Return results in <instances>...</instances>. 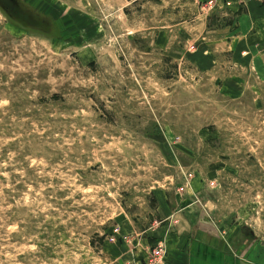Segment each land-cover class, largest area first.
I'll list each match as a JSON object with an SVG mask.
<instances>
[{"label": "rangeland", "instance_id": "1", "mask_svg": "<svg viewBox=\"0 0 264 264\" xmlns=\"http://www.w3.org/2000/svg\"><path fill=\"white\" fill-rule=\"evenodd\" d=\"M200 1L0 0V264H149L166 195L264 260V48Z\"/></svg>", "mask_w": 264, "mask_h": 264}, {"label": "crops", "instance_id": "2", "mask_svg": "<svg viewBox=\"0 0 264 264\" xmlns=\"http://www.w3.org/2000/svg\"><path fill=\"white\" fill-rule=\"evenodd\" d=\"M212 13L226 12L231 20L230 46L240 61L252 64L264 48V0H202ZM209 6V8L207 7ZM228 17V19H230ZM258 70L262 67L257 64ZM158 211L163 223L157 228L158 238L165 242L166 256L163 264H264V260H240L224 244L210 240L198 228L199 215L187 213V204L177 205L175 198L166 195L159 201Z\"/></svg>", "mask_w": 264, "mask_h": 264}, {"label": "built area", "instance_id": "3", "mask_svg": "<svg viewBox=\"0 0 264 264\" xmlns=\"http://www.w3.org/2000/svg\"><path fill=\"white\" fill-rule=\"evenodd\" d=\"M166 256L165 242L158 241L151 250L149 264H163Z\"/></svg>", "mask_w": 264, "mask_h": 264}]
</instances>
